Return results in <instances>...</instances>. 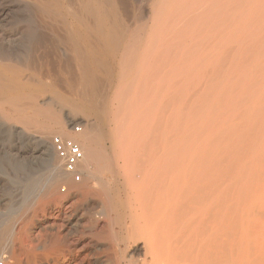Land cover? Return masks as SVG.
<instances>
[{
  "label": "bare ground",
  "instance_id": "obj_1",
  "mask_svg": "<svg viewBox=\"0 0 264 264\" xmlns=\"http://www.w3.org/2000/svg\"><path fill=\"white\" fill-rule=\"evenodd\" d=\"M43 1L108 130L62 171L51 138L83 117L12 61L0 0V264H264V0Z\"/></svg>",
  "mask_w": 264,
  "mask_h": 264
},
{
  "label": "rangeland",
  "instance_id": "obj_2",
  "mask_svg": "<svg viewBox=\"0 0 264 264\" xmlns=\"http://www.w3.org/2000/svg\"><path fill=\"white\" fill-rule=\"evenodd\" d=\"M10 1H12L11 2L12 9L9 14V20H8V27L10 26V31L15 32V28L17 27V25L21 23L24 24L26 26L25 29H27L25 32L26 35L23 34L24 36H21V39L19 38V35H17L14 43L11 45V48L13 46V49H10V52L12 53L11 54L12 61L14 63L26 64L30 68H33L35 71H37L41 76L44 75L43 76L44 78L41 77V82L54 88L55 90L54 93H56L55 95L57 96V98H60L59 101L64 102V104L71 103L73 106V108L70 107L71 105H69V107H61L59 104L57 105L54 96L52 94H48L45 97L46 98L45 103L49 104L47 105L49 108H52L53 110L52 115H57V114L59 115V113L61 114L63 113L62 114L63 116H65V114L69 115L71 114L70 111L75 109L76 111H78L80 117H83L80 119L79 122H74L73 124L67 126L66 129L67 136L64 139H71L73 137L76 138L77 136H83L86 130L88 132L89 129L91 128L94 129L96 128L102 130L103 132L107 131L108 130L107 115H105L104 111L100 109L98 110L93 105L98 101V98L96 101V97L93 94L87 93L83 97V95L81 94L74 95L70 91L73 88V84L77 82L78 78L81 76V69L80 66L78 67L79 64L77 63L76 59H74L75 57L73 52L71 51V48L69 47L68 44H65L67 35L64 32L63 25L58 24L60 23L59 20L57 21L52 17L50 18L49 15L46 14L44 9L45 3L43 0H38L39 4L37 0H10ZM117 2L119 3L120 6L124 7L122 8L123 11L126 10L127 12L130 13V10H132V12L135 13V11H138V9L142 6L141 4L145 2V0L144 1L117 0ZM138 3L140 4V6ZM40 10H42V13ZM43 11L45 12V14ZM51 19H53L56 22H54ZM65 20L69 28L73 26V23L71 22L70 19L65 18ZM12 28L14 30H11ZM22 37L24 40L22 39ZM17 38L20 40H18ZM46 73L48 74V76ZM77 75H79V77ZM75 77L76 78L78 77L77 81ZM73 79L75 82L73 81ZM56 83H58V86H56L57 85ZM60 84L63 86H61ZM66 91H68L69 94ZM87 99L89 100L88 102ZM80 107L82 108L80 109ZM78 124L82 127V131L78 133L79 135L78 134L76 135L75 133L72 132V127ZM54 136H58V135H53V137ZM99 141H98V144L100 145L99 147L102 148L108 147V144L105 140L100 139ZM62 171H63V166H62ZM65 176L68 177L67 175ZM68 178L72 183H76V184L78 183V182H74L72 180L73 177L71 178L70 175ZM84 179H87V177L80 175V183Z\"/></svg>",
  "mask_w": 264,
  "mask_h": 264
},
{
  "label": "built area",
  "instance_id": "obj_3",
  "mask_svg": "<svg viewBox=\"0 0 264 264\" xmlns=\"http://www.w3.org/2000/svg\"><path fill=\"white\" fill-rule=\"evenodd\" d=\"M81 131L82 127L79 124L72 127V132L75 134ZM51 145L57 157L62 161L63 170L78 181L79 175L76 166L83 159V153L79 145L71 139H62L58 136L51 138Z\"/></svg>",
  "mask_w": 264,
  "mask_h": 264
}]
</instances>
